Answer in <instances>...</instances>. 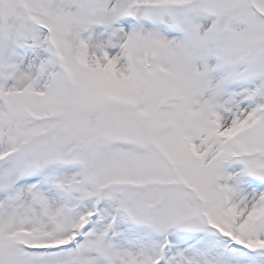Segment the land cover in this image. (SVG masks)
<instances>
[{
	"label": "snow or ice",
	"instance_id": "1",
	"mask_svg": "<svg viewBox=\"0 0 264 264\" xmlns=\"http://www.w3.org/2000/svg\"><path fill=\"white\" fill-rule=\"evenodd\" d=\"M0 264H264V0H0Z\"/></svg>",
	"mask_w": 264,
	"mask_h": 264
}]
</instances>
